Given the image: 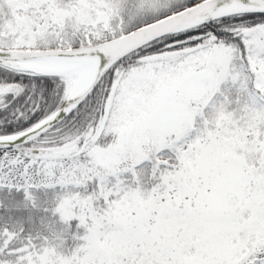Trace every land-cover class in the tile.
Segmentation results:
<instances>
[{"label": "snow or ice", "instance_id": "obj_1", "mask_svg": "<svg viewBox=\"0 0 264 264\" xmlns=\"http://www.w3.org/2000/svg\"><path fill=\"white\" fill-rule=\"evenodd\" d=\"M0 264H264V0H0Z\"/></svg>", "mask_w": 264, "mask_h": 264}]
</instances>
